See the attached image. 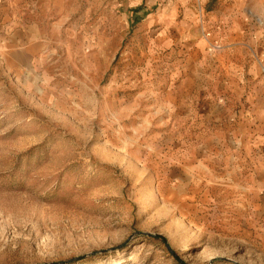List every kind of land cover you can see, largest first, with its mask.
I'll list each match as a JSON object with an SVG mask.
<instances>
[{
  "label": "rangeland",
  "instance_id": "rangeland-1",
  "mask_svg": "<svg viewBox=\"0 0 264 264\" xmlns=\"http://www.w3.org/2000/svg\"><path fill=\"white\" fill-rule=\"evenodd\" d=\"M17 1L0 2V264H264V0H209L188 117L160 73L183 55L107 36L85 1Z\"/></svg>",
  "mask_w": 264,
  "mask_h": 264
},
{
  "label": "crops",
  "instance_id": "crops-1",
  "mask_svg": "<svg viewBox=\"0 0 264 264\" xmlns=\"http://www.w3.org/2000/svg\"><path fill=\"white\" fill-rule=\"evenodd\" d=\"M84 1L94 15L93 19H90L93 20L92 26L104 28L107 36L112 30H119L121 36L122 32L134 26L136 37L132 42L140 46L141 34H150L151 39L148 44L156 60L159 61L167 56V59H171L176 52L178 56L183 55L181 61L164 67L160 73L172 76L175 93L173 105L183 107L184 116H190V108L196 101L191 92L207 91V87L192 82L193 69L189 65H182V60L188 57L189 53L185 54L186 52L198 49L207 42L209 27L217 26L218 23L220 25L221 16L217 12L218 7H209V0H42L43 3H49L56 8L70 3L77 9ZM0 2L3 3V7L6 5L11 9L18 1L0 0ZM27 25L31 26L32 23L29 22ZM123 40L124 37H120L116 43L121 46ZM105 41L108 47L104 48V51L112 52V41L109 39ZM117 49L118 47L116 52ZM251 74L256 76V72ZM237 87L243 89L240 84H237ZM200 99L207 101L208 95ZM246 99L251 106H255V94L248 93Z\"/></svg>",
  "mask_w": 264,
  "mask_h": 264
}]
</instances>
